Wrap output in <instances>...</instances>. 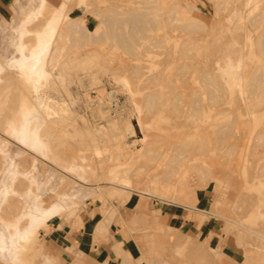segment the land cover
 I'll return each mask as SVG.
<instances>
[{
    "label": "rangeland",
    "instance_id": "374dc122",
    "mask_svg": "<svg viewBox=\"0 0 264 264\" xmlns=\"http://www.w3.org/2000/svg\"><path fill=\"white\" fill-rule=\"evenodd\" d=\"M45 1L30 22L42 0L0 19V185L18 172L0 220L15 223L36 194L64 204L19 243L16 264H59L46 235L77 228L81 208L99 234H134L129 264H264V0ZM63 3L49 79L29 92L9 67L21 32L43 30ZM21 91L44 153L10 131ZM162 209L188 225L159 224Z\"/></svg>",
    "mask_w": 264,
    "mask_h": 264
},
{
    "label": "crops",
    "instance_id": "0c3cea01",
    "mask_svg": "<svg viewBox=\"0 0 264 264\" xmlns=\"http://www.w3.org/2000/svg\"><path fill=\"white\" fill-rule=\"evenodd\" d=\"M16 4L17 0H0V19H5L8 12L10 10L13 11V7L16 6ZM64 6L65 3L52 8L50 18H48L46 27L43 30L32 32L26 28L25 32H21L22 43L20 42L18 48L20 52L19 60L9 67H13L17 70L21 77L22 85L29 92L32 89L33 82L35 83V87H38L41 85V81H44V76L49 79V75L44 66L51 38L49 29L50 27L54 28L55 25L60 22ZM46 7V1L42 0L41 9L34 13L33 16H27L25 22H30L34 17L38 18L42 14V10L46 9ZM30 33L33 34L35 39L31 47L24 42V38ZM29 59H32V61L29 62ZM25 96H29V94H25L24 91H21L18 111L29 109V103L27 107L25 106ZM15 119L16 116L12 119L11 123H13ZM24 121L27 122L24 125L30 129L32 123L31 116L24 118ZM9 196L10 195H8V198ZM54 205L58 206L59 209L52 216L56 215L61 207L64 206L63 203ZM203 212L206 213L207 211L203 210ZM176 214L175 211L162 209L158 215V223L171 226H178L179 224L181 228L188 225L186 220ZM58 215L59 214L56 216ZM79 218L80 222L77 228H75V222L73 223L74 226L68 223L61 229L59 225H56L54 230L46 235V239L58 248V250H55V253L60 259L59 264H129L123 261V258L125 260L129 254H133L134 258L135 255L137 257L139 244H137L134 234L127 226L117 225V229H109V234H99L97 232V221L92 217L91 210L89 211L88 208H81ZM3 223H5V221H3ZM8 223L9 222H7V224ZM2 260L6 263L16 264L19 258H17L16 261L10 262L4 259Z\"/></svg>",
    "mask_w": 264,
    "mask_h": 264
},
{
    "label": "bare ground",
    "instance_id": "6f19581e",
    "mask_svg": "<svg viewBox=\"0 0 264 264\" xmlns=\"http://www.w3.org/2000/svg\"><path fill=\"white\" fill-rule=\"evenodd\" d=\"M47 80H48L47 77L44 76V81H41V85L43 82ZM122 81H124V85L126 87L129 85L127 80L124 79ZM32 88L33 89L37 88L35 87L34 82L32 84ZM28 99H29L28 96L24 97V101L26 102L25 106L27 107L28 106L27 104L29 103L30 105L29 109L24 110L21 114V117H18V115L16 116L15 121H13V123H11L10 125V131L21 143L27 145L28 147L32 149L34 148L40 151L41 153H44L43 148H42V142L40 138H38L34 132L33 126L35 124L36 118H34V122L31 123L32 125L30 129L24 125L27 123L24 121V118H28L29 116H32L35 112L36 113L38 112V106L33 102L34 99L31 98L30 102L27 101ZM49 102H52V101H49ZM52 104L48 106L52 107ZM53 108L54 106L52 107V109ZM127 129H129L130 131L132 129V125H129ZM120 135L121 134H119V137ZM102 138H104L103 135H102ZM17 175H18L17 168L16 167L13 168V166H11L10 174L7 176V179L5 180L6 184L3 183L0 185V208H1V204L3 203V201L8 197L9 194L13 192L14 190L13 184L17 178ZM30 183L31 184L36 183L35 176L31 177ZM31 200L32 201L28 203L24 211L21 213L19 219L15 223L7 224V223H3V221L0 220V258L1 259H4L8 262L16 261L18 258L19 243L26 241L29 235V232L32 231V229L38 227L40 224L45 222L59 209V207L55 205H50V206L44 205L43 206V201L40 199L39 194L34 195V197ZM26 217L29 218V223L24 229H20L21 221Z\"/></svg>",
    "mask_w": 264,
    "mask_h": 264
}]
</instances>
